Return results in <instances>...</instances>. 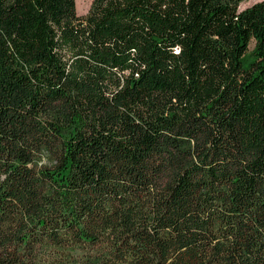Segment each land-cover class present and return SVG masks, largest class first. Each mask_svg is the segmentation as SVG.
<instances>
[{"label": "trees", "instance_id": "obj_1", "mask_svg": "<svg viewBox=\"0 0 264 264\" xmlns=\"http://www.w3.org/2000/svg\"><path fill=\"white\" fill-rule=\"evenodd\" d=\"M243 1L0 0V264H264Z\"/></svg>", "mask_w": 264, "mask_h": 264}, {"label": "rangeland", "instance_id": "obj_2", "mask_svg": "<svg viewBox=\"0 0 264 264\" xmlns=\"http://www.w3.org/2000/svg\"><path fill=\"white\" fill-rule=\"evenodd\" d=\"M260 1V0H245L239 5V9H243L247 6H250L251 4ZM91 0H75V6H76V12L79 15H83L87 12L89 9ZM253 46V44H250V48Z\"/></svg>", "mask_w": 264, "mask_h": 264}]
</instances>
